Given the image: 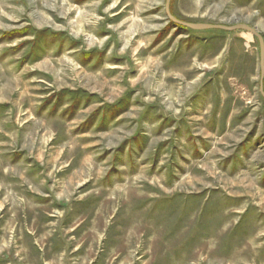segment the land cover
I'll use <instances>...</instances> for the list:
<instances>
[{
    "label": "rangeland",
    "instance_id": "obj_1",
    "mask_svg": "<svg viewBox=\"0 0 264 264\" xmlns=\"http://www.w3.org/2000/svg\"><path fill=\"white\" fill-rule=\"evenodd\" d=\"M166 2L0 0V264H264L259 40Z\"/></svg>",
    "mask_w": 264,
    "mask_h": 264
},
{
    "label": "water",
    "instance_id": "obj_2",
    "mask_svg": "<svg viewBox=\"0 0 264 264\" xmlns=\"http://www.w3.org/2000/svg\"><path fill=\"white\" fill-rule=\"evenodd\" d=\"M171 2L172 0H167L166 2V13L168 18L174 24L185 26L187 28L193 30H210V29H222V30H229V31H237V30H245L253 34L259 40L260 44V66H261V84H262V94L264 97V38L261 34H259L254 28L245 25V24H238L231 27L221 26V25H211V24H191L187 22H183L175 18L171 13Z\"/></svg>",
    "mask_w": 264,
    "mask_h": 264
}]
</instances>
